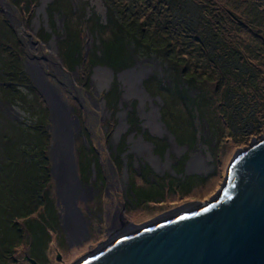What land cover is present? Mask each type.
<instances>
[{"label":"rangeland","instance_id":"374dc122","mask_svg":"<svg viewBox=\"0 0 264 264\" xmlns=\"http://www.w3.org/2000/svg\"><path fill=\"white\" fill-rule=\"evenodd\" d=\"M25 1L31 6V10H23L26 6ZM51 1L0 0V62L5 65L2 67L0 64V70L4 74L7 68L5 71L12 73L10 79L4 77V80H0V84L8 83L10 80L28 83L38 94L34 97L24 85L21 87L22 91H27L32 98V104L37 105L35 114H32L28 107L19 101L12 102L11 105L3 101L0 93L2 115L0 119L5 116L12 121L15 126L14 134L20 132L15 136L19 143H31V137L35 136L33 132L38 133L37 137L42 135L48 138L49 144L46 150L50 156L52 178L47 184L50 185L43 190L49 191L50 197L57 205L60 219L57 230L53 232L50 242L45 247L42 248L37 242L35 243L37 246L31 245L28 239L23 237L15 248L10 247L3 256L0 255V264H26L23 259L27 257L35 259L39 264H72L106 242L119 229H115L113 222L115 220V224L119 222L120 211L126 221L140 225L180 206L205 202L219 190L235 152L247 146L252 138L264 135V119L261 118L264 112V0H208L212 13L217 14L216 16L224 23L225 34L222 37L226 41L225 47L246 51L239 54L241 61L234 63L233 69L247 71V74L256 76L254 91L248 89L249 94L244 100V105L235 109L238 120L236 127H240L242 124L240 122L246 120L243 121L245 123L243 133L254 126L260 129V132L253 134L248 141L241 140L243 137L241 132L236 130L234 134L230 133L225 125L213 127L209 131L206 125H200L201 120L197 116L196 124L199 128L196 133L197 139L186 138L183 141L179 139L178 145H174L175 139L173 140L166 126L161 124V120L168 116L161 113L165 109L162 107L165 106H162V101L156 96L154 88H151L152 96L144 97L137 90L134 94H126L129 87L125 83L127 79H133L136 83L139 80L143 85L144 80L153 73L157 74L158 64L139 62L130 72L117 76L121 91L119 108L107 105L103 95L115 84V73L105 66L100 68L94 66L91 71L87 62H84L80 68L68 69L64 66L57 46L64 22L60 11L51 12L55 14L56 19L54 29L59 31L56 30V34H52L50 38L43 36L42 27L50 32L46 8ZM78 1L72 0L74 5H78ZM80 1L90 3L93 11L102 18L105 17L106 8L101 0ZM51 5L53 6V3ZM32 10L33 15L30 16ZM81 27V36L87 53L92 49L95 39L86 24L81 23ZM52 44L55 45L56 51L53 50ZM193 46L196 47L194 43ZM22 69L27 74V78L21 76ZM97 72L99 74L96 77ZM212 85L208 86V90L211 91ZM233 85L236 86V83ZM53 92L66 107L63 119L65 122L69 121L73 134V140L69 136L66 147L60 143L61 140L54 132ZM234 100L238 101L237 97H234ZM133 103L135 105L132 106ZM42 105L47 108V117L40 111L39 107ZM155 107L159 117L154 118L152 115L149 119V113H153ZM244 108H247V111L253 110L256 116L254 118L242 116ZM174 110L182 112L184 116L181 109L174 108ZM132 111H137L136 115L140 119L136 126L132 119L130 121L133 125L128 124V113ZM75 117L78 119L77 127L73 123ZM180 120L182 121L181 117ZM259 120L262 121L260 128ZM136 128L145 131V136H148L147 131L159 136L161 139L156 143L158 148L146 141L147 138L143 137L142 132L138 133ZM174 129L170 127L175 135L179 134L178 127ZM24 131H31L32 135H25ZM1 135H4L2 125H0V138ZM5 135L3 142L5 140L4 144L7 145L8 150H11L9 138ZM202 135L203 141L200 139ZM122 138L125 140L126 148L119 154L117 145ZM140 138L142 143L150 145L151 155L145 148L142 150L135 148ZM185 145H188L187 150ZM22 146L20 144L21 150H23ZM40 146L31 145L27 150L28 155L33 158L32 161H36L41 167ZM64 149L69 150H67L68 162H71V167L66 166L68 175L74 183L82 182L80 185L82 190L76 203L82 214L80 217L87 228V233L82 237L78 234L72 238L68 234V245L64 239L63 225L65 227L67 225L63 222L65 207L61 197L63 159L60 156L61 151L64 153ZM199 155L204 159L201 160ZM196 156H199L197 161H203V166L198 169L193 168L197 172H187L185 163L192 159L194 164ZM168 164L171 165L170 168ZM88 168H91V173ZM43 190L39 189L37 192L44 194ZM19 215L21 211L11 218ZM18 225L20 226L21 222ZM57 254H60V258Z\"/></svg>","mask_w":264,"mask_h":264},{"label":"trees","instance_id":"16d2710c","mask_svg":"<svg viewBox=\"0 0 264 264\" xmlns=\"http://www.w3.org/2000/svg\"><path fill=\"white\" fill-rule=\"evenodd\" d=\"M101 1L106 8L103 18L93 11L90 3H81L79 0V4L74 5L72 0H52L46 8L49 12L46 14L49 18L50 32L45 27H42L41 32L45 38H50L52 34H56V30L59 31L54 29L56 19L55 14L51 12L60 11L64 22L57 46L64 66L68 69L80 68L87 62L91 71L94 66H105L115 73V84L103 95L107 105L119 108L121 91L118 73L134 67L139 62H155L158 64L157 74L161 75L153 73L143 81V87L149 96L153 95L151 88H154L156 96L162 101V106H165L162 109L167 108L161 113L168 116V119L161 121L174 136L176 144L179 139L181 141L186 138L197 139L196 133L199 129L196 124L197 116L201 120L200 125H206L209 131L213 127L225 125L230 133L234 134L236 130L241 132L243 134L241 140L248 141L253 134L260 132V129L254 126L243 133L245 132L242 130L245 125L243 121L246 120L240 122L242 123L240 127H236L238 120L235 109L244 105V100L249 94L248 89L254 91L256 76L247 74V71L233 69L234 63L241 61L239 54L246 51L225 47L226 41L222 37L225 34L224 23L216 16L217 14L212 13L208 0ZM25 2L23 10H29L31 6ZM33 10L30 16L33 15ZM81 23L86 24L95 39L92 49L87 53L81 36ZM192 43L196 47H192ZM0 64L2 67L5 66L1 62ZM5 70L4 74L0 70V76L2 75L0 80H4V77L10 79L12 73ZM21 76L27 78L23 69ZM235 83L236 86L233 85ZM210 84H213L211 91L208 90ZM23 85L34 97L38 95L28 83L10 80L8 83L0 84L3 101L10 105L19 101L35 114L37 105L32 104V98L27 91H22ZM234 97H237L238 101L234 100ZM39 108L47 117L46 106L42 105ZM174 108L181 109L184 116ZM136 112L128 113L129 126L133 125L130 119L135 121V126L138 125L137 121L140 119ZM243 112L244 117L256 116L253 110L247 111V108H244ZM2 118L0 119L2 131L4 135L7 134L5 136L9 138L11 145V150H8L4 144L5 140L3 142L4 135H1L0 142L3 143H0V255L3 256L10 247L15 248L23 237H26L31 245L37 242L42 248L45 247L58 228L59 216L57 205L50 197L49 191L43 190L50 185L47 184L52 178L50 156L46 150L48 138L40 134L37 137L38 133L33 132L36 137H31V143H19L15 136L20 132L15 135L12 121L5 116ZM261 118L264 119V112ZM261 124L262 121L259 120V128ZM170 127L172 129L178 127L179 134L176 132L175 135ZM140 129L136 128L138 133L142 132L143 137L147 138L146 141L151 142L157 149L156 143L161 138L149 131H147L149 137L145 136V131ZM24 133L32 135L31 131ZM200 139L204 140L203 135ZM20 144L23 145V150L19 148ZM124 144L125 140L122 138L117 145L119 154L124 152L126 148ZM31 145H41V167L28 155L27 148ZM82 146L84 148V144ZM88 169L91 173V168ZM39 189L43 190L44 194L37 192ZM20 211L21 215L11 218ZM20 222L21 227L18 225Z\"/></svg>","mask_w":264,"mask_h":264},{"label":"water","instance_id":"95a60500","mask_svg":"<svg viewBox=\"0 0 264 264\" xmlns=\"http://www.w3.org/2000/svg\"><path fill=\"white\" fill-rule=\"evenodd\" d=\"M74 123L77 127V117ZM185 170L193 173L188 165ZM76 200L72 209L79 217ZM63 213L66 225L65 209ZM126 222L72 264H264V135L235 152L219 190L209 200L180 206L140 225ZM67 227L63 225L69 240ZM27 258L30 264H39Z\"/></svg>","mask_w":264,"mask_h":264},{"label":"bare ground","instance_id":"6f19581e","mask_svg":"<svg viewBox=\"0 0 264 264\" xmlns=\"http://www.w3.org/2000/svg\"><path fill=\"white\" fill-rule=\"evenodd\" d=\"M52 48H53V50L56 51L54 44H52ZM96 74L97 75H95V76L97 77L99 72H97ZM111 77L112 76L110 75V79H111ZM125 83H127L129 85V87L127 88V91H126L127 95L134 94V93H136V90H137V92L139 94L143 95L144 97H147V95L144 94L142 89H140L141 91L138 90L139 85H138V82L136 83L135 80L133 81V79L129 78L125 81ZM45 87L47 88L46 84H45ZM135 87H136V89H135ZM51 90L52 89H50L49 92H51ZM52 95H53V117H54V123H55L54 132L57 134V136L61 140L60 143L66 147V145L68 144L69 136H70L69 135L70 134L69 129H71V127L69 126L70 125L69 121L65 122L63 119V116L65 115L64 110L66 109V107L61 103L60 98L58 97V95L56 93L53 92ZM156 111H157V108L155 107L153 109V113L152 112L149 113L150 114L148 116L149 119L152 117V115L154 116V118L159 117ZM122 120H124V117L122 118ZM73 123H74V121H73ZM123 125H124V122H123L122 126ZM158 126H159V124H158ZM135 148L137 150H142L145 148L146 150H148V154L151 155L150 145L142 143L141 138L138 141V143L135 144ZM67 150L68 149H64V153L61 151V156H60L63 159V170H62V174H61V194H62L61 197H62L63 204L65 207V221H66V225L69 227V235L72 238H75L78 234H81V237L84 234H86L87 228L85 227V224H84L82 218L80 216L77 217L74 214L73 209H72V201L74 200V198H76V199L79 198V194H80L82 189L80 188L81 183H79V182L74 183L72 181V178H70V176L68 175V169L66 168V166L71 167L70 166L71 162L70 163L68 162L69 158H68ZM199 156H196V158H194V164L192 162V164L190 166L193 165V168L197 167V169H198V167L203 166V163H202L203 161H197V158H199ZM200 159L203 160L204 157L200 156ZM119 214H121V216L119 215L118 218L122 217L123 220H120L118 222L119 224L114 223L115 229L119 228L123 224H127L126 220L123 218L124 217L123 213L120 211Z\"/></svg>","mask_w":264,"mask_h":264},{"label":"flooded vegetation","instance_id":"af4514ba","mask_svg":"<svg viewBox=\"0 0 264 264\" xmlns=\"http://www.w3.org/2000/svg\"><path fill=\"white\" fill-rule=\"evenodd\" d=\"M185 147H186V150L188 149V145H185ZM193 162V160L192 159H189V161L188 162H186L185 163V167L188 165L189 167H192V172L194 173V172H197V171H194V169H193V166H190L191 165V163ZM177 165H179V163H177ZM169 168L171 167V165L169 166V164L167 165ZM199 174H201L200 172H198ZM58 216H59V214H58ZM162 216V215H161ZM160 217V216H159ZM59 219H60V216H59ZM120 220H123L122 219V217L121 218H119V221ZM116 222V220L113 222V223H115ZM116 224H118V223H116ZM112 227V226H111ZM111 227H110V229H111ZM113 227H114V225H113ZM64 234H65V232H64ZM65 243L68 245L69 243H67V241H68V239H67V236L65 235ZM24 261H25V263L26 264H30L29 263V261H28V258H26V259H23Z\"/></svg>","mask_w":264,"mask_h":264},{"label":"snow or ice","instance_id":"6c2138e0","mask_svg":"<svg viewBox=\"0 0 264 264\" xmlns=\"http://www.w3.org/2000/svg\"><path fill=\"white\" fill-rule=\"evenodd\" d=\"M205 211H207V209H205ZM118 243H119V241H118Z\"/></svg>","mask_w":264,"mask_h":264}]
</instances>
